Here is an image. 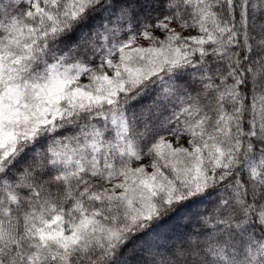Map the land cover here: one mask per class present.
I'll return each mask as SVG.
<instances>
[{"label": "snow or ice", "instance_id": "6c2138e0", "mask_svg": "<svg viewBox=\"0 0 264 264\" xmlns=\"http://www.w3.org/2000/svg\"><path fill=\"white\" fill-rule=\"evenodd\" d=\"M0 264H264V0H0Z\"/></svg>", "mask_w": 264, "mask_h": 264}, {"label": "trees", "instance_id": "16d2710c", "mask_svg": "<svg viewBox=\"0 0 264 264\" xmlns=\"http://www.w3.org/2000/svg\"><path fill=\"white\" fill-rule=\"evenodd\" d=\"M189 224L188 218L187 216H185L184 219H176V220H172V221H168L165 225L162 226V228L160 229V231H184L185 230V226ZM146 240L151 239V234H149V237L145 238ZM131 247V245H130Z\"/></svg>", "mask_w": 264, "mask_h": 264}]
</instances>
